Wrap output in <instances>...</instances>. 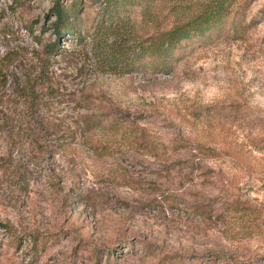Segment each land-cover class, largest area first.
<instances>
[{
    "label": "rangeland",
    "instance_id": "rangeland-1",
    "mask_svg": "<svg viewBox=\"0 0 264 264\" xmlns=\"http://www.w3.org/2000/svg\"><path fill=\"white\" fill-rule=\"evenodd\" d=\"M241 1L124 72L87 35H154L167 2L0 0V264H264V0L234 37Z\"/></svg>",
    "mask_w": 264,
    "mask_h": 264
},
{
    "label": "trees",
    "instance_id": "trees-1",
    "mask_svg": "<svg viewBox=\"0 0 264 264\" xmlns=\"http://www.w3.org/2000/svg\"><path fill=\"white\" fill-rule=\"evenodd\" d=\"M119 0H105V6L101 8L103 15L111 14L113 7ZM131 0H129L130 2ZM138 1V0H137ZM154 3L157 0H143ZM168 3L172 12V19L165 24V28H159L154 35L137 39L132 30L126 35L120 32V22H102L97 24L89 33L90 47L95 56L113 70L129 72L133 62L144 56L155 54L158 58H164L168 53L177 48L183 41L204 39V35L213 30H219L227 21L231 6L228 0H162ZM252 0H242L234 8V16L231 18V35L241 34L246 28L244 24V11ZM57 16L54 23L59 37L65 32H70L81 44H86L85 35L77 29L76 16L69 7H63L58 2L53 6ZM226 30L225 32H227ZM122 38V39H121ZM58 40L50 44L48 50L58 48Z\"/></svg>",
    "mask_w": 264,
    "mask_h": 264
}]
</instances>
